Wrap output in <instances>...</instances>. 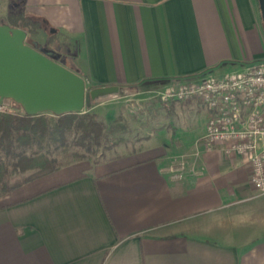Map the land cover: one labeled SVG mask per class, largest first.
Masks as SVG:
<instances>
[{
    "label": "crops",
    "instance_id": "obj_1",
    "mask_svg": "<svg viewBox=\"0 0 264 264\" xmlns=\"http://www.w3.org/2000/svg\"><path fill=\"white\" fill-rule=\"evenodd\" d=\"M21 16L53 28L36 49L70 50L62 65L95 90L96 115L126 92L264 60L258 0H0V24ZM124 103L98 118L124 116ZM158 103L143 148L70 163L0 198V264H264V197L246 158L205 149L198 99Z\"/></svg>",
    "mask_w": 264,
    "mask_h": 264
},
{
    "label": "built area",
    "instance_id": "obj_2",
    "mask_svg": "<svg viewBox=\"0 0 264 264\" xmlns=\"http://www.w3.org/2000/svg\"><path fill=\"white\" fill-rule=\"evenodd\" d=\"M154 94L161 102L198 99L209 113L201 138L205 149L220 146L225 155L244 156L255 194L264 197V60L242 72L186 82ZM13 106L0 102V112L13 111ZM183 167L180 161L178 169Z\"/></svg>",
    "mask_w": 264,
    "mask_h": 264
},
{
    "label": "trees",
    "instance_id": "obj_3",
    "mask_svg": "<svg viewBox=\"0 0 264 264\" xmlns=\"http://www.w3.org/2000/svg\"><path fill=\"white\" fill-rule=\"evenodd\" d=\"M21 18L19 24L12 21L8 25L33 34L36 30L35 21L25 16ZM118 119L121 116L105 123L89 110L61 115L49 112L27 115L23 110L0 112V198L64 166L49 155L52 143L58 144L55 147H70L73 152L71 157L78 160L74 162L87 160L85 154L105 147ZM14 174L25 176L11 183L9 179Z\"/></svg>",
    "mask_w": 264,
    "mask_h": 264
},
{
    "label": "water",
    "instance_id": "obj_4",
    "mask_svg": "<svg viewBox=\"0 0 264 264\" xmlns=\"http://www.w3.org/2000/svg\"><path fill=\"white\" fill-rule=\"evenodd\" d=\"M264 23V0H258ZM26 31L0 24V102L18 104L27 115L81 113L95 90L67 67L26 41Z\"/></svg>",
    "mask_w": 264,
    "mask_h": 264
},
{
    "label": "rangeland",
    "instance_id": "obj_5",
    "mask_svg": "<svg viewBox=\"0 0 264 264\" xmlns=\"http://www.w3.org/2000/svg\"><path fill=\"white\" fill-rule=\"evenodd\" d=\"M52 32V27L48 28L47 34L42 32L41 29L37 28V31H35L33 34L29 32L26 33L27 36L25 42L28 45L37 48L38 40H42L43 36L45 35L52 37ZM57 47L58 45L53 46L54 50H48L43 47L41 52L48 50L47 55L51 59L60 62V64L67 63L68 60L71 59L68 57L70 56V50L63 48L62 51L58 53L55 51V49H58ZM62 56H64L63 61H60ZM124 100H126L125 103L123 102ZM158 101L160 102V100L155 97L154 93H137L136 91H130L126 92V96L122 97L120 100L105 103L103 106L95 109V112L99 117L101 116V118H106L118 114V110H121V107L123 106L122 103L128 104V110L125 109L123 114L124 116H122L124 119L122 117L121 119H118L115 124V130L111 135H109L108 142L105 144V147L96 148L92 154H85V156L88 158L87 161L95 163L97 161H103L108 157L117 156L118 154L130 153L134 150L143 148L147 142L150 132L147 128V121H150L151 115L154 114L155 106L157 107L160 105ZM12 108L13 110H19L20 112L22 111L20 106L15 103ZM84 111H87V109H84ZM103 122L106 123L107 121ZM57 145L58 144L52 143L50 145L49 153L51 157L56 158L57 163L63 164L65 166L70 162L72 163L74 161H78L71 157L73 152L70 147H55ZM24 176L25 174H14L10 177L9 181L11 183L19 181Z\"/></svg>",
    "mask_w": 264,
    "mask_h": 264
}]
</instances>
